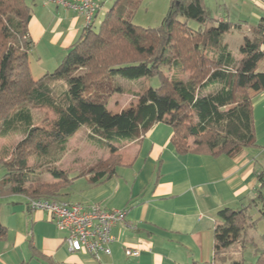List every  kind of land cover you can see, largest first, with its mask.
Masks as SVG:
<instances>
[{
    "label": "trees",
    "instance_id": "1",
    "mask_svg": "<svg viewBox=\"0 0 264 264\" xmlns=\"http://www.w3.org/2000/svg\"><path fill=\"white\" fill-rule=\"evenodd\" d=\"M142 4L115 0L99 30L95 24L86 27L54 72L37 81L30 68L33 8L28 0H0V138L24 137L4 164L0 199L22 196L31 209L28 200L62 198L74 178L52 166L59 158L53 154L63 156L82 128L90 129L94 146L110 152L80 175L88 176L92 186L117 175L120 146H140L159 123L172 127V144L180 155L233 157L256 145L252 91L264 89V72L258 71L264 62V17L252 35H244L237 60L226 34L242 23L211 17L204 0H172L157 27L134 23ZM118 76L157 78L159 86L139 93L135 108L112 116V97L125 92ZM37 109L53 113L50 126L36 125ZM37 165L47 168L53 181H43ZM257 177L248 206L218 212L212 264H245L251 230L264 221V169ZM6 235L0 222V241ZM254 259L264 264V248L255 250Z\"/></svg>",
    "mask_w": 264,
    "mask_h": 264
},
{
    "label": "crops",
    "instance_id": "2",
    "mask_svg": "<svg viewBox=\"0 0 264 264\" xmlns=\"http://www.w3.org/2000/svg\"><path fill=\"white\" fill-rule=\"evenodd\" d=\"M28 1L33 8L30 68L47 59L59 65L81 39L86 17L47 0ZM171 1L143 0L142 7L163 19ZM114 2L99 0L93 24L97 18L101 23ZM39 67L40 76L31 68L35 79L54 72ZM252 97L256 145L236 156L180 155L172 144V127L159 123L132 148L112 179L92 186L88 176L72 177L62 201L126 212L125 222L112 230L110 255L71 252L67 233L56 227L48 212L29 209L23 198L0 204V222L7 228L0 241V264H212L218 212L248 206L264 169V89H254ZM127 249L140 255L127 256Z\"/></svg>",
    "mask_w": 264,
    "mask_h": 264
},
{
    "label": "rangeland",
    "instance_id": "3",
    "mask_svg": "<svg viewBox=\"0 0 264 264\" xmlns=\"http://www.w3.org/2000/svg\"><path fill=\"white\" fill-rule=\"evenodd\" d=\"M206 9L211 17L218 18V14L222 13L224 18H227L231 22H241L242 28L231 31L226 34V40L229 42L230 50L234 57H241L239 47L243 42L244 35H252V29L259 24V21L264 17V0H204ZM109 9L113 6L110 7ZM145 6L142 7L141 12H138L134 19V23L143 27H157L160 25L163 19H157L153 14L148 15L145 10ZM100 19L97 18L95 24V30H99ZM190 26L196 28L198 24L194 21H190ZM33 62L34 60L31 59ZM54 59H47L40 63L32 64V71L35 75L40 76L39 65H42L44 69L55 70L57 65L54 63ZM61 62V61H60ZM264 69V62L259 66L258 71L262 72ZM51 74V73H50ZM46 77H36L37 81L44 80ZM182 78H186L184 75ZM116 82L120 84L125 92L122 94H116L112 97L109 103V114L117 116L124 111L135 108L139 104L137 95L145 89L156 88L159 86V80L157 78H141V79H128L121 76L116 78ZM34 120L37 126H50L53 121V113L47 109H37L33 111ZM90 134L89 128L80 129L74 137H72L67 145V150L63 156H60L56 151H53L56 162L52 165L59 170L67 171L70 177L78 174H83L87 169L95 165L100 160H106L110 156L108 149H100L94 146L88 139ZM23 136L17 135L10 138H0V178L6 173L4 164L9 162L12 158L13 148L17 146L19 142L23 140ZM134 144H123L117 149V154L120 157V162L124 164V161L130 156V151L134 148ZM58 154V155H57ZM30 167H33V162L29 163ZM38 166V165H37ZM4 171V172H3ZM38 172L40 178L43 181H53L52 176L48 172L47 168L38 166ZM20 200L22 196H12L8 198L0 199V204L7 202L8 200ZM52 200L62 201L59 197H50ZM257 217V215H255ZM252 242L247 245L244 253V263L254 264V253L256 249L264 248V221L258 223L255 230H251Z\"/></svg>",
    "mask_w": 264,
    "mask_h": 264
},
{
    "label": "built area",
    "instance_id": "4",
    "mask_svg": "<svg viewBox=\"0 0 264 264\" xmlns=\"http://www.w3.org/2000/svg\"><path fill=\"white\" fill-rule=\"evenodd\" d=\"M73 9L86 17L87 27L91 26L100 7L99 0H47ZM32 210L49 213L56 227L67 233L66 243L73 253H87L96 258L111 254L114 242L113 228L124 223L126 212L108 210L99 205L73 204L59 200H28ZM126 255L138 257L140 251L127 249Z\"/></svg>",
    "mask_w": 264,
    "mask_h": 264
}]
</instances>
